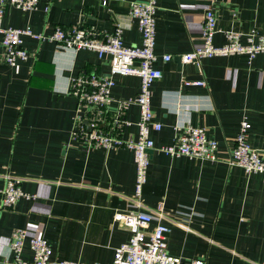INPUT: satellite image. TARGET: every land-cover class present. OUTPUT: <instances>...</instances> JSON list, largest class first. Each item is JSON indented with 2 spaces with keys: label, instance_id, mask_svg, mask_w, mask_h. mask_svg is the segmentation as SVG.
<instances>
[{
  "label": "crops",
  "instance_id": "0c3cea01",
  "mask_svg": "<svg viewBox=\"0 0 264 264\" xmlns=\"http://www.w3.org/2000/svg\"><path fill=\"white\" fill-rule=\"evenodd\" d=\"M131 1L140 0H39L31 10L7 4L2 24L45 35L56 25L111 35L121 24L123 42L139 45ZM207 7L216 13L217 46L225 43V31L264 34V0H157L154 51L162 77L151 85V107L161 128L150 133L154 147L139 209L155 216L161 209L149 230L157 223L169 228L166 249L181 264H258L264 261V175L227 161L242 120L248 122L246 141L264 149V52L252 59L245 54L204 57L202 78H187L195 71L187 73L177 57L201 44ZM23 47L27 59L10 66L2 60L0 42V189L7 178H18L26 194L4 207L0 193V264H14L10 236L16 228L26 235L24 260L32 258L29 237L40 235L52 248L49 264H109L114 249L131 234L113 215L131 209L133 152L92 147L73 137L79 109L70 88L79 75L108 74L110 56L31 36L23 37ZM163 54L173 58L164 62ZM114 80L110 113L119 100L129 101L125 118L131 124L121 137L135 138L139 109L133 100L140 79ZM186 124L205 127L207 137L217 142L216 160L159 150L175 143L178 127Z\"/></svg>",
  "mask_w": 264,
  "mask_h": 264
},
{
  "label": "built area",
  "instance_id": "2783aa9c",
  "mask_svg": "<svg viewBox=\"0 0 264 264\" xmlns=\"http://www.w3.org/2000/svg\"><path fill=\"white\" fill-rule=\"evenodd\" d=\"M39 0H0V42L3 47L4 63L10 66L18 60L28 57L23 47V37L31 36L35 39H50L61 47L72 49H89L95 51L98 57L110 56L108 74L91 72L72 79L70 93L76 98L79 109L72 135L92 147L106 149L124 147L133 152L135 163V181L133 198L126 212H116L114 221L121 222L129 228L131 234L127 241L114 249L113 260L109 264H181L179 256L168 253L166 238L169 228L157 223L149 230L150 222L159 220L161 209L155 213L141 211L140 195L146 182L147 169L150 161L149 150L154 147L150 136L152 130H159L161 123L156 121L151 107V85L162 77V71L155 66L158 58L154 51L155 45V13L157 0H140L129 3L130 18L135 20L141 33L139 45H126L122 39V25L111 35L102 34L92 28L81 25L64 27L56 25L49 35L34 33L30 28L3 26L2 19L7 4L22 10H31ZM106 0H103L105 3ZM217 17L212 7H207L201 31V44L192 51L180 55L182 63H196L204 57L216 55L245 54L253 58L264 52V34L256 29L247 34L236 31H225L226 41L222 45H215L213 37L217 30ZM243 38V40H242ZM172 55L163 54L164 62L172 59ZM135 75L140 79L139 92L134 102L139 109L137 137L123 139L121 132L131 122L125 118V110L129 104L127 100H119L110 113L111 89L115 85V77ZM201 84V80L194 81ZM80 109H85L81 111ZM248 122L242 120L234 145L229 151L228 164L240 166L246 173L257 172L264 175V149L252 147L247 141ZM175 143L162 145L159 150L173 156H188L214 161L217 159V142L206 135L204 126L186 124L178 127ZM2 204L11 207L20 197L26 196L19 186L18 178H7L5 186L0 189ZM28 196V195H27ZM26 235L22 229L16 228L11 232L10 246L14 253V264H49L52 248L43 236L29 237L32 258L24 260L20 256ZM59 264H99L83 261L61 260ZM191 264H204L202 260H194ZM258 264H264V261Z\"/></svg>",
  "mask_w": 264,
  "mask_h": 264
},
{
  "label": "water",
  "instance_id": "95a60500",
  "mask_svg": "<svg viewBox=\"0 0 264 264\" xmlns=\"http://www.w3.org/2000/svg\"><path fill=\"white\" fill-rule=\"evenodd\" d=\"M177 59L180 60V57H177ZM178 66L179 69H182V64L180 62H178ZM185 70L187 73H192L193 71H195L194 75H187V78H202L201 72H200V68L196 63H188L185 64Z\"/></svg>",
  "mask_w": 264,
  "mask_h": 264
}]
</instances>
